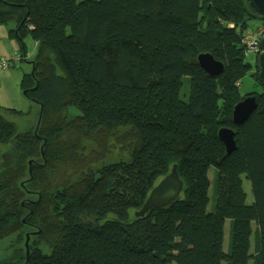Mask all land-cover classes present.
I'll return each mask as SVG.
<instances>
[{"label": "trees", "instance_id": "1", "mask_svg": "<svg viewBox=\"0 0 264 264\" xmlns=\"http://www.w3.org/2000/svg\"><path fill=\"white\" fill-rule=\"evenodd\" d=\"M254 19L264 26L245 0H0V24L14 20L23 50L13 62L26 57V34L37 45L21 88L38 106L23 133L0 112V240L30 233L27 264H264V86L259 51L242 42ZM204 52L223 62L220 75L199 65ZM249 72L263 91L245 95L258 107L235 125ZM223 126L235 131L231 153ZM119 128L120 141L85 149L84 140ZM116 147L131 158L94 169ZM174 164L180 196L136 216ZM212 166L232 182L208 210ZM38 236L50 249L32 247ZM14 253L0 264H24Z\"/></svg>", "mask_w": 264, "mask_h": 264}, {"label": "rangeland", "instance_id": "2", "mask_svg": "<svg viewBox=\"0 0 264 264\" xmlns=\"http://www.w3.org/2000/svg\"><path fill=\"white\" fill-rule=\"evenodd\" d=\"M78 2L83 0H77ZM262 24L259 19L250 20L249 22V31H255L258 25ZM15 27L14 20H10L7 23L0 24V63L7 62L9 67L2 68L0 67V106L1 114L9 121H11L15 126L18 133H23L30 128L32 129L36 124V115L38 112V106L34 101L29 99L25 94L24 90L21 88L22 76L24 73L32 72L33 70V61L37 54V45L34 40L30 37L29 34H26L23 37V42L26 47V57L22 59L19 63H14L12 60L15 54L22 56V48L16 36L11 34V29ZM246 58L252 62L254 60V54L250 50L246 53ZM240 93L242 96H245L251 92H262L263 88L258 84L255 79L251 76L249 72L244 76L240 83ZM10 110H16L20 113L11 112ZM79 114V110L74 106L69 108V115ZM127 128H119L115 133L111 134L109 137L105 134L97 132L91 138L84 140L83 144L87 151L91 149L101 148L102 143L105 139L118 138V141L121 140V134H125ZM114 135V136H113ZM132 143L135 142V137H131ZM131 155L129 152H123L118 147L113 148L107 156L102 160L101 163L97 164L94 169H98L103 164H108L111 162H116L119 160H129ZM208 176L214 185V181L217 177L218 179V188L217 193L213 196V189L210 188V203L208 205V210H211L212 204L215 202L213 197H216L217 202H225L229 195V187L231 185L232 179L223 172L215 173V168L212 166L209 169ZM243 187L247 194L246 201L248 204H251L253 201L251 193V185L249 181L242 176ZM230 220L227 219L224 227V250L226 251L229 246V233H230ZM255 229V224L253 225ZM25 232H22V236ZM35 237V236H34ZM18 237L9 236L0 240V261L14 255V250L20 248L22 253L25 254L24 241H18ZM252 244L254 245L255 238L252 236ZM41 238L38 236L32 241V247L40 246L44 250L50 249L49 245L41 242ZM14 259V258H12ZM13 264H23L21 260L14 259L12 260ZM224 264V263H223Z\"/></svg>", "mask_w": 264, "mask_h": 264}, {"label": "water", "instance_id": "3", "mask_svg": "<svg viewBox=\"0 0 264 264\" xmlns=\"http://www.w3.org/2000/svg\"><path fill=\"white\" fill-rule=\"evenodd\" d=\"M248 8L264 19V0H245ZM252 48H257L258 52V79L264 86V35L258 42L251 45ZM199 65L209 75L218 76L224 70V64L214 58L209 52L200 53L197 57ZM34 64V61H33ZM24 94L26 92L24 91ZM258 107L256 95H247L235 104L232 112V120L235 125L245 123ZM42 110V105H41ZM40 110L39 118L42 111ZM37 122V127L39 125ZM218 137L224 143L227 153H231L236 148L235 131L231 127L223 126L218 130ZM31 163V161H30ZM183 180L180 178L177 171V164H174L171 171L166 174L150 191L145 202L139 210L135 211L136 216H143L153 208H162L176 200L183 190ZM30 233H26L25 246V262L27 264L30 256L29 249Z\"/></svg>", "mask_w": 264, "mask_h": 264}, {"label": "built area", "instance_id": "4", "mask_svg": "<svg viewBox=\"0 0 264 264\" xmlns=\"http://www.w3.org/2000/svg\"><path fill=\"white\" fill-rule=\"evenodd\" d=\"M264 35V26L260 25L257 27V29L255 31H248L244 37L242 38V42L246 43L248 45L249 48L251 49H255L252 48L251 45L254 42H258L259 39ZM19 57L18 55H15L12 61L18 62ZM0 67L2 68H7L8 67V63L7 62H1L0 63Z\"/></svg>", "mask_w": 264, "mask_h": 264}, {"label": "crops", "instance_id": "5", "mask_svg": "<svg viewBox=\"0 0 264 264\" xmlns=\"http://www.w3.org/2000/svg\"><path fill=\"white\" fill-rule=\"evenodd\" d=\"M261 25V24H260ZM260 25H258V26H260ZM252 193V192H251ZM247 195V194H246ZM253 197V196H252Z\"/></svg>", "mask_w": 264, "mask_h": 264}]
</instances>
